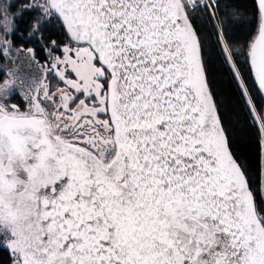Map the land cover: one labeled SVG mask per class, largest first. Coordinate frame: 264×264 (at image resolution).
Listing matches in <instances>:
<instances>
[{
    "label": "snow or ice",
    "instance_id": "1",
    "mask_svg": "<svg viewBox=\"0 0 264 264\" xmlns=\"http://www.w3.org/2000/svg\"><path fill=\"white\" fill-rule=\"evenodd\" d=\"M219 6L0 0V59L38 63L17 38L50 58L31 83L0 69L12 77L0 82V250L10 264H264V0L242 44ZM201 11L217 21L216 59L255 114L254 167L225 127Z\"/></svg>",
    "mask_w": 264,
    "mask_h": 264
},
{
    "label": "trees",
    "instance_id": "2",
    "mask_svg": "<svg viewBox=\"0 0 264 264\" xmlns=\"http://www.w3.org/2000/svg\"><path fill=\"white\" fill-rule=\"evenodd\" d=\"M254 9V0H220L218 13L219 18L223 19L225 14H229V19L232 21L229 24V31L233 40L240 41L241 44L246 40H250L251 36L255 35V28L252 23V12ZM235 13L236 15H231ZM196 27L200 33V38L205 42L206 53L212 58V65L214 74L212 76L213 86L218 93V101L221 104V113L224 117L225 127L231 139L234 141V150L241 152L242 162L254 167L256 161V137L258 135V124L254 123L255 114L250 113L248 107L245 105V100L240 98L239 91L234 83L231 82L228 73L222 66L221 59H216L219 49L216 45V35L214 24L217 21L209 17L206 12H196L193 14ZM243 21V23H241ZM44 35H49L52 38L64 39L60 33L45 32ZM16 47H35L34 40L29 41L25 39L23 42L19 38L15 41ZM240 44L237 45V48ZM40 49V48H37ZM41 55V54H40ZM39 55V56H40ZM42 56V55H41ZM42 58V57H41ZM237 59L243 62L244 57L237 56ZM3 59H0V69ZM4 78V73L0 72V82ZM255 95V94H254ZM258 104H264L259 96L256 97ZM0 264H10L9 253L0 250Z\"/></svg>",
    "mask_w": 264,
    "mask_h": 264
},
{
    "label": "rangeland",
    "instance_id": "3",
    "mask_svg": "<svg viewBox=\"0 0 264 264\" xmlns=\"http://www.w3.org/2000/svg\"><path fill=\"white\" fill-rule=\"evenodd\" d=\"M34 41L36 42V43H33V44H35V47L19 46L17 48H22V49L34 48V49H36L38 63L29 62V60L26 58L27 54L16 53V54L12 55L9 59H3V62L1 64V69L7 70V69L11 68L13 71L16 72V74L20 78L27 81L28 83H31L33 80H42L44 78V76L46 75L45 68H46L48 59H50V58L48 57V54L46 52H42L40 49H37V48H40L39 43H37L36 40H34ZM55 55H62V52H57ZM12 61H15V63H12ZM42 65L44 67H41ZM3 73H4L3 80L4 79H12V77L10 75H8L7 71H3ZM73 76H74V74H73ZM3 80H2V82H3ZM44 82L48 83L47 80H45ZM52 83L54 84L55 81H53ZM24 91L26 92L27 89H24ZM18 92H19V94L13 97L12 103L21 104L23 92H20V90H18ZM26 103H27V101H23L22 106L26 105Z\"/></svg>",
    "mask_w": 264,
    "mask_h": 264
}]
</instances>
